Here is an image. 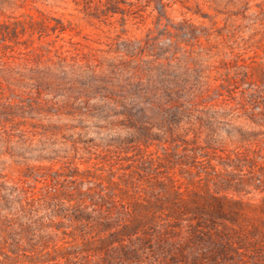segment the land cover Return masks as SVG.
<instances>
[{
	"label": "rangeland",
	"instance_id": "rangeland-1",
	"mask_svg": "<svg viewBox=\"0 0 264 264\" xmlns=\"http://www.w3.org/2000/svg\"><path fill=\"white\" fill-rule=\"evenodd\" d=\"M104 97L184 111L175 141L166 134L110 144L127 137V121L104 118L97 110ZM146 117L160 133L162 118ZM0 136V215L24 200L37 202L56 184L110 190L117 205L136 207L141 218L143 190L157 192L162 174L182 199L199 203L216 196L213 177L189 172L264 175V0H0ZM19 136L56 151L54 159L24 160ZM246 190L218 196L241 201L246 219H264V193ZM165 207L157 213L162 219L172 212ZM149 223L143 219L139 228ZM62 231L72 228L58 231L59 264L70 245L83 246L80 233Z\"/></svg>",
	"mask_w": 264,
	"mask_h": 264
},
{
	"label": "trees",
	"instance_id": "trees-1",
	"mask_svg": "<svg viewBox=\"0 0 264 264\" xmlns=\"http://www.w3.org/2000/svg\"><path fill=\"white\" fill-rule=\"evenodd\" d=\"M124 47L128 45L124 44ZM131 92L135 94V90ZM102 99L108 102L97 110L104 114V118L116 115L127 121L124 126L128 130L127 137L110 140V144H128L133 140L143 143L161 141L166 134L173 138L181 128L180 116L184 111L177 107L160 109L152 103L146 106L125 97ZM147 114L150 118H162L164 123L158 126L160 133H154V125L144 121L148 119ZM19 138L15 145L21 150L18 155L29 154L23 157L24 160L54 159L56 151H46L43 144L33 147L21 136ZM196 141L194 139L193 143ZM33 152L37 155L32 156ZM241 160L238 158L233 162L238 173L242 171ZM201 173L206 175V179L213 177L216 196L203 197L201 203L193 199L184 200L172 178L162 174L166 181H158L157 192L152 188L143 190L145 197L142 203H137L141 218L134 215L136 207L117 205L110 190L101 189L90 194V191L81 193L75 188H59L54 184L44 190L37 202L24 200L14 213L10 205L0 215V256L4 259L22 257L28 263L34 259L39 264H59L56 262L59 253L54 248L55 240L59 238L58 231L72 228L71 232L62 231L61 234L73 236V231L80 233L83 246L76 248L70 245L61 255L63 264H264V219H246L241 201L226 195L218 196L223 190L240 197L250 193L247 188L264 193V175L249 171L247 176L226 174L227 178L221 179L214 172L202 170L195 174L189 172V176L199 177ZM63 200L76 202L74 206H66ZM165 204L172 212L162 219L157 213L166 208ZM40 211L44 214L38 216ZM51 218L59 221L44 223ZM143 219L150 223L139 228ZM53 229L55 232L50 235L49 231ZM95 243L100 247H92ZM49 248L57 255L51 256Z\"/></svg>",
	"mask_w": 264,
	"mask_h": 264
}]
</instances>
